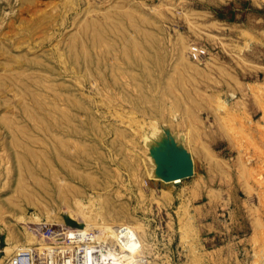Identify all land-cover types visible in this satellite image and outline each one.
Listing matches in <instances>:
<instances>
[{
  "label": "rangeland",
  "instance_id": "obj_1",
  "mask_svg": "<svg viewBox=\"0 0 264 264\" xmlns=\"http://www.w3.org/2000/svg\"><path fill=\"white\" fill-rule=\"evenodd\" d=\"M74 199L151 263L264 264V0H0L2 249Z\"/></svg>",
  "mask_w": 264,
  "mask_h": 264
},
{
  "label": "built area",
  "instance_id": "obj_2",
  "mask_svg": "<svg viewBox=\"0 0 264 264\" xmlns=\"http://www.w3.org/2000/svg\"><path fill=\"white\" fill-rule=\"evenodd\" d=\"M45 231L49 243L21 248L3 264H151L140 236L125 225L105 239L97 230L78 226L51 225ZM2 253L0 245V260Z\"/></svg>",
  "mask_w": 264,
  "mask_h": 264
},
{
  "label": "bare ground",
  "instance_id": "obj_3",
  "mask_svg": "<svg viewBox=\"0 0 264 264\" xmlns=\"http://www.w3.org/2000/svg\"><path fill=\"white\" fill-rule=\"evenodd\" d=\"M146 142H147V140H146ZM183 153V152H182ZM187 153V152H186ZM49 157V156H48ZM48 157H47V160H48ZM189 157V156H188ZM50 161V160H49ZM158 162V161H157ZM50 163V162H49ZM21 164H24V166L25 167H28L27 166V163H26V161L25 160H23L22 161V163ZM52 164V163H51ZM51 164H49V165H51ZM51 166H53L54 167V165L52 164ZM42 167V166H41ZM41 167H39V169H40V171H41ZM51 168V167H50ZM42 169H44V166L42 167ZM45 170V169H44ZM170 170V169H169ZM166 171V170H165ZM164 171V172H165ZM44 172V171H43ZM46 172H47V170H46ZM45 172V173H46ZM76 172V171H75ZM166 173H168L169 174V171H167ZM166 175V174H165ZM80 176V175H79ZM90 176V175H89ZM180 177H170V179L169 180H171V183H173V184H177V183H180V179H179ZM59 190V189H58ZM45 191V190H44ZM48 191V190H47ZM45 193H47V192H45ZM51 193V192H50ZM167 193V192H166ZM95 194V193H94ZM166 195V194H165ZM89 196H92V195H89ZM99 196H101V195H97L96 197L98 198ZM50 197V196H49ZM91 197H89V199H90ZM95 198V197H94ZM76 199V198H75ZM74 199V200H75ZM88 199V200H89ZM93 199V198H92ZM76 200H75V204H74V208H75V211H77V215L78 216H80L79 218H82V220H83V223L81 222L80 223V221H79V223L77 222V223H75L76 222V220L77 219H72V218H69L70 220L69 221H71V223H65V222H59V221H56V220H54V219H52V218H49V219H47V220H49V221H47L46 223H48L49 225H54V226H59V227H62V226H72V227H76V226H78V227H82V229H94V230H97V231H99V232H101L102 233V238L103 239H105L104 237H107V236H111V235H113V232H114V229L116 228V227H118V226H115V225H112L111 223H109V224H106L105 222H103L102 220H104V214L103 213H101V212H95V211H92V213L90 212L91 210L89 209V207H88V205L86 204V206H87V209L89 210H87V212H86V208L85 209H83V205H77L76 204ZM81 203V202H80ZM69 205V204H68ZM76 206V207H75ZM85 206V207H86ZM89 206H90V203H89ZM68 207V206H67ZM71 207H69V209H70ZM91 208V207H90ZM71 210H72V208H71ZM93 210V209H92ZM186 210V209H185ZM90 212V213H89ZM187 212V211H186ZM49 215H51V214H49ZM48 215V216H49ZM47 216V215H46ZM181 216H183V215H181ZM38 217H30L29 219H22L20 216L18 217V221H19V224H21L22 225V227H23V229H24V234H25V236H26V243H23V244H13L11 247H4L3 248V251L5 252V254L6 253H11V252H16V251H18V250H20L21 248H24V247H26V246H31V245H46L47 243H49V241H50V237L46 234V233H42V232H39L38 230H37V228L35 227V228H32L30 225H29V221H38V219H37ZM47 218V217H46ZM101 219V221H98V220H100ZM86 221V222H85ZM180 222V221H179ZM185 222V221H184ZM36 224V223H35ZM139 222H137V227H135V228H139ZM141 225H142V227H141V231H144V235H143V237H144V239H143V249H148V246H149V244L147 243V239H146V237H145V235H146V232H145V229H144V225L141 223ZM38 227V226H37ZM39 228V227H38ZM140 229V228H139ZM186 234V233H185ZM139 236H140V234H139ZM183 239H184V237H183ZM150 247V246H149ZM145 249V250H146ZM146 252V251H145ZM153 252V251H152ZM147 253V252H146ZM8 255V254H7ZM151 264H155L154 262H152Z\"/></svg>",
  "mask_w": 264,
  "mask_h": 264
}]
</instances>
